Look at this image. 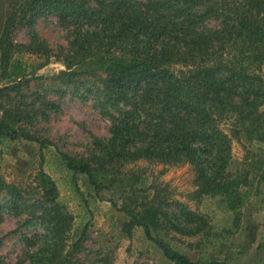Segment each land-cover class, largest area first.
I'll use <instances>...</instances> for the list:
<instances>
[{
  "label": "trees",
  "instance_id": "trees-1",
  "mask_svg": "<svg viewBox=\"0 0 264 264\" xmlns=\"http://www.w3.org/2000/svg\"><path fill=\"white\" fill-rule=\"evenodd\" d=\"M0 15V80L20 79V83L28 73L24 59L17 56L27 46L14 43L12 33L36 16L56 15L86 27L75 40L88 54V63L80 70L103 73L107 106L118 111L111 137L97 140V164L53 147L49 140L27 132L18 114L4 113L1 150L17 138L36 141L41 149L36 187L29 191L0 180L13 208L41 222V232L21 235L26 264H77L74 256L88 221L86 215L75 217L67 209L70 202L87 204L80 175L97 191L128 182L134 197H127L124 187L121 208L132 217L126 225L143 227L170 261L225 264L193 260L155 237L153 230L163 227L157 215H169V200L154 195L139 202L135 194L149 189V178L144 173L117 177V166L139 159L164 164L184 159L197 175L200 196L217 198L220 207L230 212L232 224L218 229L205 215L178 202V212L170 213L177 219L172 220L173 229L204 233L223 246L235 234L247 230L249 235L250 227L241 225V208L253 196H264L262 148L248 150L241 171H231L233 137L222 125L233 118L234 137L244 134L250 143L264 142V0H8ZM209 19L219 21V26L205 28ZM47 149L54 151L57 160H46ZM55 164L59 165L54 169L59 171L56 178L43 169L44 165L53 169ZM37 193L39 197H31ZM31 198L35 201L28 204ZM36 208L41 210L39 215ZM76 219L83 231L68 249V234ZM257 250L255 264H264V242Z\"/></svg>",
  "mask_w": 264,
  "mask_h": 264
},
{
  "label": "rangeland",
  "instance_id": "rangeland-1",
  "mask_svg": "<svg viewBox=\"0 0 264 264\" xmlns=\"http://www.w3.org/2000/svg\"><path fill=\"white\" fill-rule=\"evenodd\" d=\"M7 2L8 0H0V14L7 7ZM1 21L0 15V28ZM218 26L219 21L213 19L205 23L207 29ZM83 28L56 15H40L12 33L14 43L27 46L17 56L24 59L28 73L20 83V79L14 82L0 80V87H5L0 91V120L8 110L18 114L27 132L49 140L53 147L71 156L97 164V140L111 137L113 116L118 115V111L107 106L103 73H84L80 70L82 65L88 63V54L75 44L77 33ZM94 51L90 53L93 54ZM261 110L264 111V105ZM234 125V119L230 118L222 126L233 137L232 163L229 169L236 172L244 167L247 152L253 147L262 148L261 155L264 157V142L253 140L250 143L244 134L234 137ZM45 157L47 161L57 160L52 150H45ZM41 161L38 142L17 138L8 147L0 149V180L30 191L39 183L37 175L41 169ZM122 164L123 166H117V177L129 179L134 174L144 173L149 178V189L135 194L139 202L144 199L149 201L157 195L158 200H169L166 212H178L179 202L205 215L209 224L218 229L231 226L230 212L220 207L217 198L200 196L197 175L192 165L184 159H177L170 164L148 159ZM43 169L54 178L59 176V171L54 170L59 169L57 164L53 169L44 165ZM78 182L85 192L87 204L83 206L79 201L70 202L67 210L75 217L86 215L88 225L81 247L75 253V263L175 264L146 235L143 227L126 225L132 221V217L121 208L124 187L128 188L126 196L134 197L128 182L127 186H122L118 181L99 191L86 184V177L82 175L78 176ZM256 184L257 181H254V191ZM32 196L40 195L37 193ZM10 200V195L0 189V264H26L27 249L21 242V235L41 232V222L36 218L32 219L26 212L15 210L14 203ZM33 201L35 200L31 198L27 203L31 204ZM40 212L38 209L36 215ZM241 212V225H248L251 231L248 236L247 230L241 236L233 235L231 242L225 246L219 240H211L204 233L191 235L175 231L172 220L177 219L170 213L157 215L163 227L152 233L193 260L201 258L215 259L225 264H255L257 248L264 242V196H253L241 208ZM26 219L30 220L29 224L25 223ZM77 219L68 234V249L83 231V226ZM253 236L256 237L255 241L249 242Z\"/></svg>",
  "mask_w": 264,
  "mask_h": 264
}]
</instances>
